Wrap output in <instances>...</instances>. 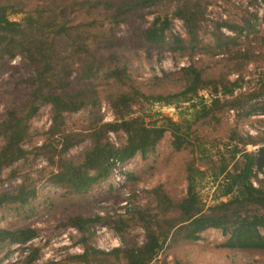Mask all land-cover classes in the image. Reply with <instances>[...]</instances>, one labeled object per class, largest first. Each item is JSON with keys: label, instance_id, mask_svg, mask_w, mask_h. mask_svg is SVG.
Wrapping results in <instances>:
<instances>
[{"label": "trees", "instance_id": "16d2710c", "mask_svg": "<svg viewBox=\"0 0 264 264\" xmlns=\"http://www.w3.org/2000/svg\"><path fill=\"white\" fill-rule=\"evenodd\" d=\"M260 2L264 6V0H248L254 6L252 11L246 10L238 21L220 19L209 29V0H0V71L8 67L3 64L5 60L15 57L31 70L25 79L29 94L14 99L7 93L10 98L0 118V183L5 169L16 177L12 167L31 151L46 157L50 149L54 150L48 161L55 169L47 182L72 194L87 193L93 185L111 178L116 163L122 165L136 155L146 158L165 133L170 135L172 153L178 154L176 175L147 190L148 201L142 206H129L124 214L113 218L70 210L61 226L74 228L81 241L88 240L96 225L109 226L120 237L121 246L104 251L82 244V252L68 257V263L154 264L163 248L194 243L207 229L219 230L225 237L221 248L264 250V179L258 178L260 170L256 169L253 153L245 150L248 145L264 143V134L259 137L230 131L228 158L222 155L218 165L212 162L213 180L220 178V182L215 187L217 199L210 205H205L197 192V179L206 172L193 167L194 160L204 152L192 138V127L219 122L220 114L233 112L237 120L264 115V100L260 98L264 95V72L257 88L240 91L242 71L262 55L238 45L241 37L257 34ZM146 14H153V18L144 26ZM12 15L19 18L12 19ZM174 20L182 23L183 34L172 32ZM121 24L131 29L128 44L117 42L116 29ZM202 31L210 35L211 45L201 39ZM130 40L154 50L159 60L169 49L187 56L189 62L174 71L160 70L137 81L123 55L134 50ZM197 55L225 58L220 67L212 69L208 61L199 64L194 59ZM231 75L236 77L231 80ZM200 91H208L211 98L204 99ZM101 101L107 104L111 121L102 119ZM154 103H188L186 116L178 121L161 117L157 124L135 115L134 107ZM42 105L50 109L47 137L30 151L25 144L32 143L31 121ZM80 110L88 111L87 126L81 131H66V115ZM109 133L117 138L124 136V142L114 144ZM84 142L89 145L80 153L64 156ZM183 174L185 192L178 196L172 188ZM126 175L130 177L131 173ZM133 192H128V200L135 196ZM35 196V187L23 179L14 190L0 192V208L24 213ZM136 227L143 232L140 242L128 237ZM36 236L37 231L31 227L0 228V249L8 244L24 245ZM38 257L39 248L31 246L23 264H33ZM172 264L189 263L174 259Z\"/></svg>", "mask_w": 264, "mask_h": 264}, {"label": "rangeland", "instance_id": "374dc122", "mask_svg": "<svg viewBox=\"0 0 264 264\" xmlns=\"http://www.w3.org/2000/svg\"><path fill=\"white\" fill-rule=\"evenodd\" d=\"M206 17L207 25L212 28L215 22L220 19L238 21L247 11H252L254 6L248 3V0H209ZM258 8L257 34L248 38L241 37L238 41L241 49L255 51L261 54L259 59L250 62L242 71V89L240 91H248L259 86L258 80L264 72V6L260 2ZM11 18L18 19L19 15H12ZM153 18V14H146L143 19V25H148ZM225 34H230L226 29H221ZM206 31V29H204ZM201 32V39L204 43L210 44V35ZM173 33L183 34L182 23L174 20L172 26ZM131 35V29L125 24H121L116 29L117 42H126ZM132 49L123 52L127 59V66L133 77L137 80H145L153 73L159 74L160 70L174 71L180 66L186 65L189 60L187 56H182L178 52L165 50L159 60L154 50L147 49L142 43L136 40H130ZM211 45V44H210ZM150 54V55H149ZM224 56L208 57V55H197L194 59L199 60V64L208 61V66L212 69L220 67L224 63ZM8 67H2L0 71V118L4 114L7 100L12 94L14 99L17 96L29 94L30 89L25 83V79L30 75L31 70L28 66L22 65L20 58L15 57L8 61ZM236 76L231 75L229 78L233 80ZM17 95V96H16ZM200 96L204 99H210L211 95L208 91H200ZM264 100V95L260 97ZM188 103H177L174 105H163L154 103L152 105H144L142 108L134 107L135 115H143L147 123L161 122V117H168L178 121L180 116H186L184 111ZM184 111V113H183ZM100 114L104 121H111L113 116L108 110L104 101L100 103ZM99 114V115H100ZM219 122L211 121L209 125L192 127V135H194V144L201 145L204 154L194 160L193 167L205 170V175H201L197 179V192L201 201L205 205L214 203L217 199V191L215 187L217 181L212 177V162L218 165V160L224 155L228 158L231 146L227 145V138L231 130H237L240 134H250L252 136L262 137L264 134V115L255 114L248 119H239L235 117V113L220 114ZM217 116V117H218ZM183 117V118H184ZM89 122V114L87 110H80L74 114L66 115L63 128L66 131H81ZM50 125V109L49 106L42 105L38 111V115L31 121L32 143L25 144L26 149L32 150L34 146L44 143L47 137L45 130ZM39 133H38V132ZM109 139L118 145L124 142L123 138H117L114 134H108ZM89 145L84 142L83 145L75 146L64 154L65 157H72L80 153L81 150ZM261 143L256 146L248 145L245 147L247 152H252L256 159V150ZM58 147H60L58 145ZM58 150V149H57ZM55 150V151H57ZM54 152L50 149L47 156L39 155L31 151L25 160L16 163L12 168L16 169V177L10 175V170L5 169L1 173L2 182L0 183V192L14 190L23 179L27 183L32 184L36 190V196L33 199L29 209L22 213L20 210H11L9 207L0 208V228H20L31 227L37 231V236L30 243L8 244L0 249V264H23L27 249L32 247L39 248V257L33 264H46L49 262L60 264L68 263V257L80 254L83 250L82 244L90 245L99 250L108 251L112 248L121 246V239L118 234L109 226L96 225L92 229L88 240L83 242L80 233L74 228H64L61 226L62 219L66 217L70 210H86L93 214L106 215L112 218L117 215L124 214L123 211L129 206H142L148 201L147 190L155 186L158 182H165L169 176H175L178 169V154H174L170 148V135L165 133L163 139L156 146L153 153L146 158L136 155L124 164L116 166L120 173L126 176V179L119 186H115L112 177L105 182L93 185L87 193H71L70 190L52 185L47 182V178L54 171L55 166L50 164L48 157ZM55 161L57 159H54ZM241 161L242 158L238 157ZM203 166V167H202ZM207 168V169H206ZM127 173H131L128 177ZM201 177H203L201 179ZM185 174L182 179L173 185L172 191L181 196L184 194L186 182ZM258 178L264 179V167L260 169ZM175 181V179L173 180ZM134 190L135 196L127 199L128 192L130 194ZM125 203H127L125 205ZM126 206V207H125ZM125 207V209H124ZM142 230L139 227L131 229L128 237L134 236L135 240H142ZM264 234V231L261 230ZM86 238V236H85ZM225 240L221 232L216 229H207L200 234L198 240L194 243L182 245L178 247L163 248L154 264H172L174 259H179L189 264H243L245 262H253L257 264L264 262V250L261 252L254 251H238L221 248L220 244ZM161 262V263H160Z\"/></svg>", "mask_w": 264, "mask_h": 264}, {"label": "water", "instance_id": "95a60500", "mask_svg": "<svg viewBox=\"0 0 264 264\" xmlns=\"http://www.w3.org/2000/svg\"><path fill=\"white\" fill-rule=\"evenodd\" d=\"M256 169L260 170L264 167V145H261L256 150Z\"/></svg>", "mask_w": 264, "mask_h": 264}, {"label": "built area", "instance_id": "2783aa9c", "mask_svg": "<svg viewBox=\"0 0 264 264\" xmlns=\"http://www.w3.org/2000/svg\"><path fill=\"white\" fill-rule=\"evenodd\" d=\"M120 164L116 163V166H119ZM118 168L114 169V173L112 175V181L114 182L115 186H119L124 182V175L120 173V170H117ZM27 243H30L27 242Z\"/></svg>", "mask_w": 264, "mask_h": 264}]
</instances>
